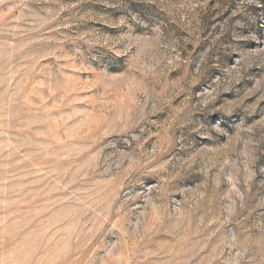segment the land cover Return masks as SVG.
Masks as SVG:
<instances>
[{
    "label": "rangeland",
    "instance_id": "374dc122",
    "mask_svg": "<svg viewBox=\"0 0 264 264\" xmlns=\"http://www.w3.org/2000/svg\"><path fill=\"white\" fill-rule=\"evenodd\" d=\"M0 264H264V0H0Z\"/></svg>",
    "mask_w": 264,
    "mask_h": 264
}]
</instances>
